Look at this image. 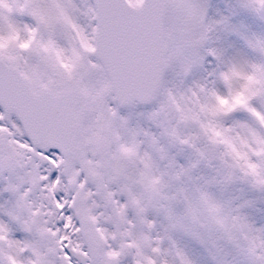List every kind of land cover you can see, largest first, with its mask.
<instances>
[{
	"label": "snow or ice",
	"instance_id": "1",
	"mask_svg": "<svg viewBox=\"0 0 264 264\" xmlns=\"http://www.w3.org/2000/svg\"><path fill=\"white\" fill-rule=\"evenodd\" d=\"M0 264H264V0H0Z\"/></svg>",
	"mask_w": 264,
	"mask_h": 264
}]
</instances>
